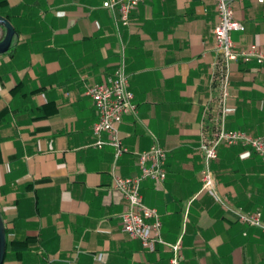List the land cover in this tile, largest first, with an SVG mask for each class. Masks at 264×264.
Segmentation results:
<instances>
[{"label":"crops","instance_id":"1","mask_svg":"<svg viewBox=\"0 0 264 264\" xmlns=\"http://www.w3.org/2000/svg\"><path fill=\"white\" fill-rule=\"evenodd\" d=\"M107 0H0L18 34L0 56V213L3 264H170L124 230L128 205L113 186L114 149L98 148L99 116L86 88L113 75L120 39ZM237 50L264 51V2L237 0ZM213 0H151L120 28L136 114L119 126L128 150L123 177L140 174L138 154L159 144L167 177L145 180L162 237L181 243L180 264H264V232L241 216L261 213L264 162L249 146H222L211 164L218 202L202 189L201 147L212 138L216 81ZM4 30L0 27V40ZM227 129L264 135V64L231 66ZM101 139L109 140L107 133Z\"/></svg>","mask_w":264,"mask_h":264},{"label":"built area","instance_id":"2","mask_svg":"<svg viewBox=\"0 0 264 264\" xmlns=\"http://www.w3.org/2000/svg\"><path fill=\"white\" fill-rule=\"evenodd\" d=\"M151 0H107L103 8L108 10L114 19L120 46L118 50L119 64L113 75L102 83H96L86 88V95L90 96L99 116L94 126L96 146L103 148L110 146L114 149V169L112 172L113 186L122 193L128 208L121 215L125 232L142 246L155 251L157 245L167 246L172 254L170 264H180L183 256L182 246L168 244L162 237V222L156 209L145 205L141 194V186L145 180L163 182L167 177L165 168L167 152L159 145L154 144L149 150L138 154L140 174L134 177H123L115 170L118 160L128 152L125 148L119 126L126 114H136L134 94L130 88V79L127 73L126 47L121 37L120 28L129 26L131 13L142 3ZM215 3L218 23L213 30L215 51L218 60L215 65L216 81L219 86L218 117L212 138L205 139L201 147L204 160L202 170V189L208 192L218 202H222L217 189L211 164L218 158L222 146H236L239 144L251 147L264 162V135L253 137L243 131H229L227 119L229 116L228 102L231 97V66L235 62H256L264 64V51L257 45H251L245 50H237L232 40L234 32L244 31V25L235 19L234 2L237 0H213ZM263 3L264 0H258ZM107 133L109 140L101 139ZM243 222L258 226L264 232V223L261 213L241 216Z\"/></svg>","mask_w":264,"mask_h":264},{"label":"water","instance_id":"3","mask_svg":"<svg viewBox=\"0 0 264 264\" xmlns=\"http://www.w3.org/2000/svg\"><path fill=\"white\" fill-rule=\"evenodd\" d=\"M0 27L4 30V37L0 40V56L10 52L19 37L14 25L6 17L0 15ZM7 251V234L3 218L0 213V264L4 263Z\"/></svg>","mask_w":264,"mask_h":264}]
</instances>
